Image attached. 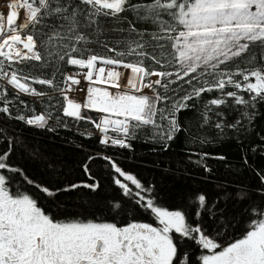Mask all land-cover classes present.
Listing matches in <instances>:
<instances>
[{
	"label": "snow or ice",
	"instance_id": "1",
	"mask_svg": "<svg viewBox=\"0 0 264 264\" xmlns=\"http://www.w3.org/2000/svg\"><path fill=\"white\" fill-rule=\"evenodd\" d=\"M4 2L0 113L28 126L55 131L67 128L64 118L71 117L76 124H91L95 133L80 134L97 135L105 148L131 149L134 141L144 139L167 150L180 133L190 144L202 146L211 142L205 129L215 130L218 139L231 135L242 145L257 115L255 109L264 105V64L227 67L243 59L249 64L264 60V0ZM98 48L109 55L99 54ZM253 49L261 55L257 57ZM68 66L77 71H67ZM33 84L51 92L38 91ZM13 90L42 102L46 98L44 111L35 114L18 94L8 99ZM216 92L218 96L204 99ZM78 93H85L83 101L75 98ZM14 100L33 114L13 116ZM190 109L199 115L185 126L178 114ZM233 114V120L225 118ZM7 143L8 150L0 153V264H264V173L257 172L255 192L241 189L236 194L250 202L254 216L240 238L228 240L218 228L210 232L205 227V214L213 226L223 216L215 204L208 205L205 194L190 197L182 209L166 210L157 206L151 187L124 171L112 156L102 154L90 155L84 163L87 180L50 188L7 162L14 147L11 137ZM192 154L199 155L196 163L205 171L211 170L204 164L208 153ZM97 158L107 163L112 182L128 201L114 203L109 211L118 209L116 215H121L131 204L133 210H150L158 226L60 221L46 214L32 195L12 190L15 175L20 174L49 198L81 189L96 193L101 184L91 165ZM190 207L195 208V222ZM185 240L199 250L195 259L181 249Z\"/></svg>",
	"mask_w": 264,
	"mask_h": 264
},
{
	"label": "trees",
	"instance_id": "2",
	"mask_svg": "<svg viewBox=\"0 0 264 264\" xmlns=\"http://www.w3.org/2000/svg\"><path fill=\"white\" fill-rule=\"evenodd\" d=\"M96 51L101 55H109L99 48ZM253 52L257 57L261 55L259 49H253ZM258 63L264 64V60L249 64L247 59H243L227 67L234 70L237 66L255 67ZM66 70L72 72L77 69L68 66ZM32 86L38 91L51 92L47 86L38 84ZM17 94L13 90L8 99ZM180 94L183 95L182 92ZM18 95L20 100L35 110V114L43 112L48 103L46 98L42 102L40 98ZM218 95V92L208 93L204 99ZM13 103L15 105L12 108L13 116L18 112L33 114L18 100H14ZM196 106L197 109L201 107L199 101H196ZM255 111L257 115L249 125L248 138L242 145L231 135L225 139H218L215 130L205 129L210 143L202 146L198 142L190 144L185 133H180L167 150L158 143L144 139L134 141L131 149L105 148L99 143L97 135L89 138L80 134L85 131L95 133L94 127L84 121L76 124L73 118H64L68 122L67 128L58 127L55 131H47L28 126L0 113V153L8 150L7 139L11 137L14 147L7 162L22 169L31 180L50 188L87 180L83 165L90 155L112 156L124 171L135 175L146 187H151L157 206H162L166 210L182 209L188 205L190 197L197 193L205 194L209 206L215 204L218 209L223 210V216L219 217L214 226L212 219L205 214L203 216L205 227L210 232L213 227L218 228L227 239L240 233L244 234L250 217L254 216L250 212V202L237 199L236 194L241 189L255 192L258 186L257 172L264 173V147H261L264 145V105H258ZM87 114L98 118L95 112ZM198 115L196 109H190L179 113L178 118L187 126L193 122V116ZM225 118L231 121L235 114ZM253 148L256 150L253 151ZM193 152L209 154L204 164L211 169L210 171H205L202 165L196 163L199 155H193ZM216 156H224L226 160L212 158ZM91 167L93 175L101 184L98 192L91 193L81 189L79 193H63L56 198H46L44 206L59 217L118 219L137 217L141 214L140 208L133 210L131 204H128L126 213L121 215H116L118 209L109 211L116 202L123 201L127 204V198L123 197L122 190L112 182L113 173L105 161L97 158ZM127 183L135 191V186ZM255 203L259 204L260 201L256 199ZM189 214L195 222V208L190 207Z\"/></svg>",
	"mask_w": 264,
	"mask_h": 264
},
{
	"label": "flooded vegetation",
	"instance_id": "3",
	"mask_svg": "<svg viewBox=\"0 0 264 264\" xmlns=\"http://www.w3.org/2000/svg\"><path fill=\"white\" fill-rule=\"evenodd\" d=\"M16 189H19L23 193L32 195L37 200L38 206H40L41 209L46 212V214L60 221L72 220V219H82L84 221L91 220L94 222H111V223H116L117 226H124L129 222H145V223H152L153 226H158V221L155 220L154 215L151 214L150 210L149 212L145 213L143 209H140L141 214L137 217L118 218V219L116 218L76 217V216L59 217L57 215H54L44 206V203L47 200L46 198H49V197H47L46 194L42 193L39 189L35 188L33 185L28 184L20 174L15 175V180L12 184V190L15 191ZM242 235L243 234L240 233L231 238L229 237L227 239L232 240L235 238H240ZM181 249L183 251H187L192 256L193 259H195L199 255V250L195 248L194 243L191 241L185 240L181 244Z\"/></svg>",
	"mask_w": 264,
	"mask_h": 264
},
{
	"label": "built area",
	"instance_id": "4",
	"mask_svg": "<svg viewBox=\"0 0 264 264\" xmlns=\"http://www.w3.org/2000/svg\"><path fill=\"white\" fill-rule=\"evenodd\" d=\"M77 71V70H76ZM72 72H74V71H72ZM83 85L85 86V93H86V86H87V82L85 81V82H83ZM15 91V90H14ZM85 93H78L77 95H76V99L77 100H79V101H83V99L85 98ZM21 95H25V96H29V97H31V98H33V99H37V97H33V96H31V95H28V94H21ZM95 129V128H94ZM95 132H96V130H95ZM111 134V133H110Z\"/></svg>",
	"mask_w": 264,
	"mask_h": 264
},
{
	"label": "bare ground",
	"instance_id": "5",
	"mask_svg": "<svg viewBox=\"0 0 264 264\" xmlns=\"http://www.w3.org/2000/svg\"><path fill=\"white\" fill-rule=\"evenodd\" d=\"M7 8V4L4 2V0H0V11H5Z\"/></svg>",
	"mask_w": 264,
	"mask_h": 264
},
{
	"label": "crops",
	"instance_id": "6",
	"mask_svg": "<svg viewBox=\"0 0 264 264\" xmlns=\"http://www.w3.org/2000/svg\"><path fill=\"white\" fill-rule=\"evenodd\" d=\"M121 71H123V69H121ZM152 79H156V77H152ZM150 94V90L149 91H146Z\"/></svg>",
	"mask_w": 264,
	"mask_h": 264
}]
</instances>
